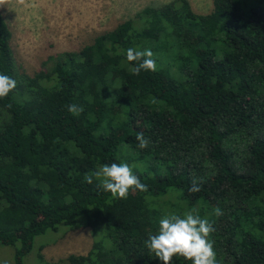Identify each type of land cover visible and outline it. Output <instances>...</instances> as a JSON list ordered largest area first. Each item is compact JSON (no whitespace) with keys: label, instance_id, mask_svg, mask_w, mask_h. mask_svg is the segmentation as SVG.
<instances>
[{"label":"trees","instance_id":"trees-1","mask_svg":"<svg viewBox=\"0 0 264 264\" xmlns=\"http://www.w3.org/2000/svg\"><path fill=\"white\" fill-rule=\"evenodd\" d=\"M213 4L205 15L186 0L145 7L33 77L17 73L0 14V74L17 84L0 98V246L14 264L60 226L103 231L68 264H163L145 241L193 208L213 223L217 264H264V0ZM129 48L150 49L157 70L134 74ZM112 163L148 190L119 199L85 181Z\"/></svg>","mask_w":264,"mask_h":264},{"label":"rangeland","instance_id":"rangeland-1","mask_svg":"<svg viewBox=\"0 0 264 264\" xmlns=\"http://www.w3.org/2000/svg\"><path fill=\"white\" fill-rule=\"evenodd\" d=\"M172 0H0V14L11 31L10 42L18 74L33 77L48 57L72 54L92 44L95 37L113 30L145 7H160ZM197 14L213 11V0H186ZM228 0H222L221 9ZM95 112V106H90ZM117 113V110H114ZM129 162L130 158H124ZM224 222H217L221 228ZM101 227L69 231L60 226L37 236L23 264H68L69 255L84 256ZM103 233V231H102ZM41 249V250H40ZM0 264H14L13 249L0 246Z\"/></svg>","mask_w":264,"mask_h":264},{"label":"clouds","instance_id":"clouds-1","mask_svg":"<svg viewBox=\"0 0 264 264\" xmlns=\"http://www.w3.org/2000/svg\"><path fill=\"white\" fill-rule=\"evenodd\" d=\"M154 54L150 49L143 51L129 48L126 58L129 62H136L132 69L133 73L139 75L141 70L155 72L157 70ZM16 81L4 74H0V98H5L16 88ZM67 110L75 116L84 111L82 106L75 104L67 106ZM138 146L145 149L149 145L143 133L136 135ZM134 167V166H133ZM93 177L99 181L98 187L105 192H110L113 197L126 199L129 191L139 190L146 192L147 185L141 183L140 179L133 174L132 167L127 163L111 165L104 164L95 172L86 174L85 181L93 183ZM200 183L192 181L189 192L201 191ZM215 215H222L220 208H216ZM215 231L213 223L207 218H201L198 211L193 208L183 213V216L170 213L159 221L158 234L151 235L145 244L155 257L163 264H172L174 257H183L192 264H217L214 242L210 240L211 234Z\"/></svg>","mask_w":264,"mask_h":264}]
</instances>
